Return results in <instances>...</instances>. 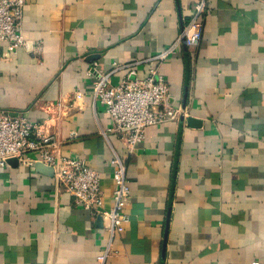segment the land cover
<instances>
[{
	"label": "crops",
	"instance_id": "crops-1",
	"mask_svg": "<svg viewBox=\"0 0 264 264\" xmlns=\"http://www.w3.org/2000/svg\"><path fill=\"white\" fill-rule=\"evenodd\" d=\"M194 1L25 0L24 44L0 42V109L96 169L105 208L112 152L125 161L128 219L103 264H264V0H206L199 44L158 64L177 119L146 127L131 152L101 133L98 73L146 76ZM34 164L0 167V264H98L103 219Z\"/></svg>",
	"mask_w": 264,
	"mask_h": 264
},
{
	"label": "built area",
	"instance_id": "built-area-1",
	"mask_svg": "<svg viewBox=\"0 0 264 264\" xmlns=\"http://www.w3.org/2000/svg\"><path fill=\"white\" fill-rule=\"evenodd\" d=\"M25 0H0V42L12 51L24 44L20 23ZM206 10V0H195L190 17L180 29L173 43L149 57L156 64L144 77H131L134 71L120 82L110 83L113 70L98 73L92 85V97L105 107L111 124L101 133H114L131 152L144 137V129L178 118L180 109L168 101L169 88L158 64L173 54L180 43L187 46L199 44L202 34V17ZM37 51L38 49L35 48ZM40 125L22 113L12 114L0 109V167L10 158L17 163L31 165L35 162L52 168L53 180L73 196L74 202L88 209L92 215L103 219L106 232L104 251L97 256L98 264H103L111 247L115 233L128 219L125 205L130 196L126 177V164L115 151L110 158L111 177L114 187L111 205L103 207V190L100 175L96 169L87 166L77 155L56 153L59 140L44 134ZM77 133L70 131L69 137ZM251 264H262L259 260Z\"/></svg>",
	"mask_w": 264,
	"mask_h": 264
},
{
	"label": "water",
	"instance_id": "water-1",
	"mask_svg": "<svg viewBox=\"0 0 264 264\" xmlns=\"http://www.w3.org/2000/svg\"><path fill=\"white\" fill-rule=\"evenodd\" d=\"M8 163L10 164H16L17 163V160L16 158H10L7 160ZM34 166L36 167V169H38L39 171H43L45 173H49V174H52V168L51 167H48V166H45L43 165L41 162H35Z\"/></svg>",
	"mask_w": 264,
	"mask_h": 264
}]
</instances>
